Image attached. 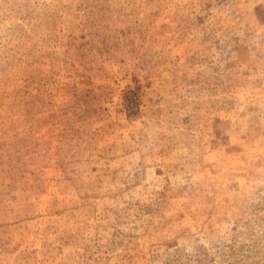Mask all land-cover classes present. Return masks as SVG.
<instances>
[{"label": "rangeland", "instance_id": "374dc122", "mask_svg": "<svg viewBox=\"0 0 264 264\" xmlns=\"http://www.w3.org/2000/svg\"><path fill=\"white\" fill-rule=\"evenodd\" d=\"M0 264H264V0H0Z\"/></svg>", "mask_w": 264, "mask_h": 264}]
</instances>
